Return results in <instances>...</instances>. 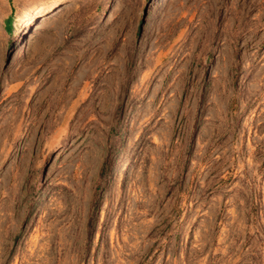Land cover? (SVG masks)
<instances>
[{"label":"rangeland","instance_id":"obj_1","mask_svg":"<svg viewBox=\"0 0 264 264\" xmlns=\"http://www.w3.org/2000/svg\"><path fill=\"white\" fill-rule=\"evenodd\" d=\"M0 264H264V0H0Z\"/></svg>","mask_w":264,"mask_h":264},{"label":"bare ground","instance_id":"obj_2","mask_svg":"<svg viewBox=\"0 0 264 264\" xmlns=\"http://www.w3.org/2000/svg\"><path fill=\"white\" fill-rule=\"evenodd\" d=\"M66 6H69V5L66 4ZM72 6H73V5H72ZM74 6H75V5H74ZM59 7H61V4H59V3H54V4L50 5V6H48L46 9H44V10L42 11V13L39 14L38 16H43V15H45V14H47V13H52V12L56 11L57 9H59ZM21 25H22V27L27 26V22H26V20L23 19V18H21Z\"/></svg>","mask_w":264,"mask_h":264},{"label":"trees","instance_id":"obj_3","mask_svg":"<svg viewBox=\"0 0 264 264\" xmlns=\"http://www.w3.org/2000/svg\"><path fill=\"white\" fill-rule=\"evenodd\" d=\"M8 25H9V23H8Z\"/></svg>","mask_w":264,"mask_h":264}]
</instances>
